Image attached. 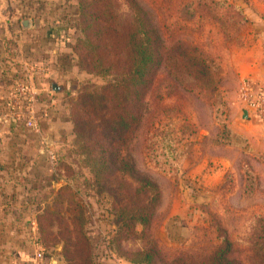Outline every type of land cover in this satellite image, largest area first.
Returning <instances> with one entry per match:
<instances>
[{
	"label": "rangeland",
	"instance_id": "obj_1",
	"mask_svg": "<svg viewBox=\"0 0 264 264\" xmlns=\"http://www.w3.org/2000/svg\"><path fill=\"white\" fill-rule=\"evenodd\" d=\"M156 1L157 4L153 0L140 3L151 9L162 36L165 38L168 33L163 24L173 22V36L191 40L215 58L220 80L213 95L193 90L185 91L178 99L162 97L167 110L152 118L149 113L145 115L128 144V152L136 168L156 184L159 196L145 231L148 236L128 237L121 247L131 257L132 251L148 247L153 241L168 261L176 257L199 259L229 239L237 261L251 262L254 255L264 263L257 251L264 245L259 236V219L264 216V123L245 122L238 117V104H242L238 89L245 76L240 78L237 71L238 63L247 55L249 35L259 34L261 25L250 21L244 8L239 12L226 7L228 0H183L188 4L173 15L165 11L167 0ZM179 1L171 0L175 5ZM246 1L240 0L241 5ZM117 2L125 9L123 0ZM22 5L25 6L20 8L21 17L48 16L66 27L69 41L59 64L76 88L58 102L54 142L37 165H27L26 152L20 160L16 153L12 155L15 145L0 148V158L19 161L15 164L19 166L0 172V264H10L39 248L57 264H63L62 235L73 204L61 190L67 174L60 168L67 161L63 155L72 159L70 165L74 170L77 163L74 151H68L74 148L70 106L80 90L101 85L110 77H101L78 63V0H25ZM42 27L31 31L37 41L50 24ZM22 41L25 40L20 44ZM47 44L49 41L44 45ZM51 46L50 50L56 47ZM49 49L39 50L35 60H48L52 66L56 58ZM164 87L162 72L156 81V93L162 96ZM147 99L149 102V96ZM244 111L243 107L242 116ZM9 140L4 141L15 143ZM4 152L7 154L2 155ZM82 172L90 176L86 168ZM71 186V192L75 187L81 188L74 198L83 210V229L96 263L141 264L117 256L107 246L115 227L109 199L85 185L83 176L71 181ZM52 212L65 218L59 220ZM136 229L140 231L141 226Z\"/></svg>",
	"mask_w": 264,
	"mask_h": 264
},
{
	"label": "trees",
	"instance_id": "obj_2",
	"mask_svg": "<svg viewBox=\"0 0 264 264\" xmlns=\"http://www.w3.org/2000/svg\"><path fill=\"white\" fill-rule=\"evenodd\" d=\"M123 2L125 9L117 0H78L81 31L75 45L78 63L110 79L80 90L70 106L74 148L68 151H74L77 163L74 170L70 165L72 159L63 155L67 161H63L60 168L67 174L61 190L69 195L68 201L73 204L62 235L63 264H98L83 229V210L74 198L81 188L75 187L71 192V181L79 176H83L85 185L95 193L109 199L115 227L107 246L121 258L141 264H264L254 255L251 262L237 261L229 239L199 259L176 257L168 261L153 241L148 247L132 251L131 257L122 249L121 244L128 237L145 235L159 196L156 184L136 168L128 152L129 142L147 113L152 118L167 110L162 97L178 99L185 91L193 90L213 95L220 80L215 58L191 40L173 36V22L163 24L168 31L164 38L149 7L140 0ZM153 2L157 4L156 0ZM187 4L188 1L180 0L175 5L167 0L165 11L173 15ZM225 6L239 12L244 8L234 1ZM162 72L165 87L161 96L156 93V81ZM20 77L17 76L14 83L22 79ZM6 109L7 104H4L1 113ZM83 168L90 176L83 174ZM51 215L59 220L65 218L59 212ZM137 225L141 226L140 231ZM259 228L262 232L259 236L264 239V216L259 219ZM258 250L261 260L264 245Z\"/></svg>",
	"mask_w": 264,
	"mask_h": 264
},
{
	"label": "crops",
	"instance_id": "obj_3",
	"mask_svg": "<svg viewBox=\"0 0 264 264\" xmlns=\"http://www.w3.org/2000/svg\"><path fill=\"white\" fill-rule=\"evenodd\" d=\"M233 1L241 4L240 0H228V2ZM24 2L25 0L23 2L21 0H0V148L15 145V152L8 154L14 155L16 153L18 160H20L21 154L26 152V163L33 166L38 164V159L54 142V129L59 119L55 116L58 102L67 92L73 91L76 84L59 64V60L64 54L62 50L69 41V33L65 31L66 27L59 25V20L48 16L21 17L19 12L20 8L25 6L22 5ZM242 6L250 21L261 25V30L259 34L252 32L249 35L250 44L245 50L247 55L237 65L238 75L240 78L245 76L254 80H264V0H248V2L242 3ZM23 19H29L31 26L22 27L21 21ZM43 24H50V28L45 31L43 37L41 36L40 42V40H36L35 35L31 34V31L35 28H43ZM21 37L25 40L22 41V44H20ZM48 41L49 44L44 45ZM53 44L56 47L50 50L49 47H52ZM44 48L52 51L56 58L52 66L48 60H35V55L39 50L43 51ZM45 55L47 57L48 54L45 53ZM17 76H21L20 78L28 77L32 89L36 92L35 107L36 118L39 122L38 130L25 127L23 123L12 122L9 125L1 121L3 115L1 112L4 104L8 102V95L14 88V79ZM238 105L240 112L238 117L245 122H254L248 114L242 116L243 104L239 102ZM7 125L12 126V128H8ZM16 125L20 126L15 127ZM50 136L52 137L50 138ZM7 138L15 143L10 142V144L8 141H4ZM4 154L7 153L4 152L2 155ZM18 162L13 158L12 160L0 158V172H3L2 169L19 166L15 165ZM59 264H62V261Z\"/></svg>",
	"mask_w": 264,
	"mask_h": 264
},
{
	"label": "built area",
	"instance_id": "obj_4",
	"mask_svg": "<svg viewBox=\"0 0 264 264\" xmlns=\"http://www.w3.org/2000/svg\"><path fill=\"white\" fill-rule=\"evenodd\" d=\"M28 77L18 80L8 95L7 109L1 121L12 123L17 119L23 125L33 130L39 129L36 118V92L32 89ZM238 99L242 102L246 115L256 121H264V80H254L249 77L242 79L238 89ZM10 264H56L48 257L42 248L29 255L14 259Z\"/></svg>",
	"mask_w": 264,
	"mask_h": 264
},
{
	"label": "water",
	"instance_id": "obj_5",
	"mask_svg": "<svg viewBox=\"0 0 264 264\" xmlns=\"http://www.w3.org/2000/svg\"><path fill=\"white\" fill-rule=\"evenodd\" d=\"M21 25L22 27H28V26H31V21L29 19H23L21 21ZM246 115V111H244V116ZM55 263L57 264V262L55 261Z\"/></svg>",
	"mask_w": 264,
	"mask_h": 264
}]
</instances>
